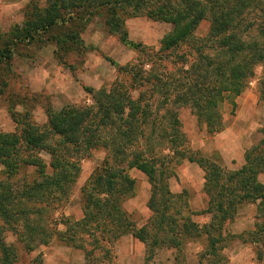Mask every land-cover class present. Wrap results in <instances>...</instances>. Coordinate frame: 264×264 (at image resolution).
Instances as JSON below:
<instances>
[{"label": "trees", "instance_id": "16d2710c", "mask_svg": "<svg viewBox=\"0 0 264 264\" xmlns=\"http://www.w3.org/2000/svg\"><path fill=\"white\" fill-rule=\"evenodd\" d=\"M101 17L111 36L143 57L127 67L108 59L119 76L130 77L128 86L85 87L92 105L69 104L60 110L43 93L12 95L6 101L16 130L0 132V174L5 176L0 182V264L19 260L17 245L6 241L8 231L26 253L57 240L80 249L86 264H115L114 247L127 235L146 245V264L164 248L177 252L175 264H186L180 257L193 242L205 246L198 264L228 263L224 251L241 236L247 237L244 244L264 245V128L245 164L231 171L217 153L211 160L188 149L179 117L187 108L210 136L223 132L224 104L236 108L259 67V100L264 103V0H46L43 8H30L22 25L0 31V71L13 76L18 49L39 42L54 45L58 64L74 75L69 58L87 52L82 34ZM141 17L171 26L158 50L131 40L126 21ZM206 21L209 32L200 38L197 31ZM31 102L45 103V124L34 120ZM99 150L106 158L81 188L82 219L57 218L58 203L71 199L81 177V161ZM185 160L205 172L208 208L203 212L192 211L189 192L170 189ZM31 168L36 176L31 182L27 176L14 182ZM131 170L144 174L151 186L152 217L142 228L125 209L138 193ZM247 205L257 206L255 229L232 234L229 227ZM206 214L207 224L195 222ZM32 264L43 263L36 258Z\"/></svg>", "mask_w": 264, "mask_h": 264}, {"label": "rangeland", "instance_id": "374dc122", "mask_svg": "<svg viewBox=\"0 0 264 264\" xmlns=\"http://www.w3.org/2000/svg\"><path fill=\"white\" fill-rule=\"evenodd\" d=\"M38 5L43 8L46 5V0H0V31L2 33L9 32L16 25H22L25 21V15L29 12L30 8L34 5ZM139 20H127L126 28L128 25L131 27V32L135 38V42L143 43L145 46L158 50L160 48V42L162 38L171 31V26L165 23H154L149 21L145 17L138 18ZM210 23L203 22L197 31V35L200 38L207 36L209 32ZM130 31V30H128ZM82 38L87 47V52L83 55H74L69 58V63L76 67L75 74L72 75L76 81L77 86L93 88V86L110 89L112 85L117 82L130 84L129 76H119L116 68L111 65L109 60L118 62L120 66L127 67L131 65L140 64L139 60L142 61L143 57L136 51L123 46L122 52L120 53L119 48L115 47L117 37L110 35L109 30L105 24L104 18H96L94 22L88 26L87 30L82 34ZM121 44V43H120ZM102 48H105L102 50ZM56 47L52 44L44 47L40 46V43H34L30 46L23 45L16 52L13 60V76H5L4 72L0 71V132L12 133L16 130V125L12 121L6 101L12 95L24 96L28 95L32 97V91L30 89L29 77L36 75V68L39 65L45 64V60L54 63V66H49L50 69L56 70L55 65H59L58 61H52V56L55 58ZM105 50V51H104ZM43 52V53H42ZM115 53L120 55L119 57L113 58ZM43 55V56H42ZM109 59V60H108ZM139 62V63H138ZM89 64L86 68V64ZM60 66V65H59ZM144 66V65H143ZM62 69L68 70L63 66ZM139 67V66H138ZM171 67V66H170ZM48 68V67H47ZM145 71H150L151 67L145 65L143 67ZM172 69V67L170 68ZM262 68L257 69V77L250 84L249 90L252 84L256 83L262 77ZM69 72V71H68ZM35 73V74H34ZM70 73V72H69ZM68 73V74H69ZM4 82H8V87L4 88ZM87 83V84H85ZM93 85V86H91ZM247 90L245 92H247ZM259 90V89H258ZM84 95L87 93L84 90ZM44 97L49 99V102L56 110L62 109L64 106L72 104L76 106H90L93 101L87 98H81V95L75 96L74 102H68L62 105V103H55L53 96L43 92ZM259 96V94H258ZM56 98V95H55ZM238 99V98H237ZM236 99V101H237ZM57 100V99H56ZM42 101V100H41ZM236 103V102H235ZM56 105L58 107H56ZM37 105L30 103V110L33 112L34 120L39 124L43 125L46 123L47 118L45 114V103L42 102ZM17 110L20 111V108ZM237 108H233L231 103H225L223 106V118L228 115H235ZM180 121L182 124V132L186 135L188 140V147L191 149V138L193 132L197 131V126L202 129L198 124L194 125L191 120V110L181 109L179 112ZM196 129V130H195ZM46 161H50V158L45 155ZM106 158L104 151H95L91 159L81 161V177L74 188V193L70 200L66 203L59 202L57 211L55 213L57 218H61L62 215L69 217L70 222H76L82 219L81 210V188L84 185V179H88L93 170ZM184 163V162H183ZM182 164H179L176 168V176H178V169ZM4 168L0 167V171ZM21 175L14 179V182H20L24 177H28V181L31 182L36 176L34 175V169H23ZM51 173V170H48ZM132 178L137 181L138 193L141 192L143 186L148 182L147 177L140 172L133 170L131 172ZM5 179V176L0 174V182ZM264 183V177L261 178ZM197 180V178H196ZM176 185V180H173ZM199 184L200 181H195ZM176 187V186H174ZM190 197L194 196L193 187L187 188ZM147 192V191H146ZM133 220L136 224L143 223L144 217L140 213L133 214ZM256 215V216H255ZM257 206L247 208L245 211L240 212L236 220L229 227V231L235 235H242L255 229L257 224ZM147 223V221H146ZM144 223V224H146ZM143 224V225H144ZM61 231H65V227L60 225L58 227ZM6 241L8 244H15L18 248L19 260L16 264H32L33 260L40 258L43 264H86L84 253L77 248L64 245L59 241H54L49 246H40L37 250L32 253H26L22 245L16 243V238L13 234L8 231L6 233ZM246 236H241L240 239H235L231 242L230 246L224 251V255L228 259V263L223 264H264V248L263 244H244ZM204 244L202 242L190 243L180 259L184 257L186 264H198L199 254L204 250ZM177 252L168 248L157 249L156 254L149 264H175V257ZM115 264H146V245L139 243L132 235L123 237L114 247Z\"/></svg>", "mask_w": 264, "mask_h": 264}, {"label": "crops", "instance_id": "0c3cea01", "mask_svg": "<svg viewBox=\"0 0 264 264\" xmlns=\"http://www.w3.org/2000/svg\"><path fill=\"white\" fill-rule=\"evenodd\" d=\"M127 29L130 30L129 34L131 40L135 41L129 25ZM115 47H117V49L119 48L120 53L122 52V44L116 41ZM103 49L105 48H102V50ZM119 56V54L117 55L115 53L113 58L117 59ZM48 60L49 61L45 60V64L39 65L38 68L34 70L36 71V75H31L29 77L30 89L33 93L45 92L53 96L54 101H56L55 103L60 102L62 105L68 102H74L77 94L81 95V98H87L88 101L91 100L89 95L83 94V87L81 88L79 85L77 86L76 81L68 71L65 72L66 70L62 69L59 65H55L56 70L49 68L51 65L54 66V56H52V61L54 63L50 62L51 59ZM117 61L118 64H121L119 63V60ZM88 65L89 64L87 63L86 68ZM93 88L99 89L101 87L93 86ZM258 94V86L254 83L252 84V87L247 90V92L237 99V110L235 115H228L224 117V131L216 134L215 136H210L205 128L200 129L197 126L198 122L196 117L191 115V120L194 125L197 126V131L193 132L190 136L191 149L190 147H188V149L192 152L202 153L206 158L211 160L213 155L217 153L220 156L223 165L228 170H239L245 164L247 151L262 139L260 130L264 128V103L260 102ZM56 107L58 106L56 105ZM132 171L133 170H131V172ZM177 174L178 176H175L170 180V189L172 193L183 194L184 191L188 190L187 188L193 187L195 195L192 196L189 201L192 211L203 212L207 210L208 197L205 193V172L202 168L196 163H191L188 160H185L183 165L179 167ZM262 177H264V175ZM173 180H176V185L173 183ZM198 180L200 183L196 184L195 181ZM86 181L87 178L84 179V183ZM261 182L263 183L262 179ZM150 195L151 186L149 182H147L145 186H143L141 192L137 193V196L129 200L125 205V209L129 214L140 213L144 217L143 223L141 222L138 225L136 224L137 228H142L147 224L146 221L148 222L152 217V213L148 208ZM255 206L256 205L245 206L239 211L238 215H240V212L245 211L247 208ZM194 220L199 225H205L210 221V216L207 214L202 216L197 215ZM133 238L134 237L132 236V239ZM134 239L141 243L136 238Z\"/></svg>", "mask_w": 264, "mask_h": 264}]
</instances>
